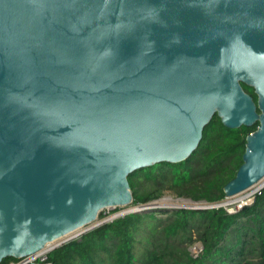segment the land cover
Segmentation results:
<instances>
[{
  "label": "water",
  "instance_id": "95a60500",
  "mask_svg": "<svg viewBox=\"0 0 264 264\" xmlns=\"http://www.w3.org/2000/svg\"><path fill=\"white\" fill-rule=\"evenodd\" d=\"M215 114L259 126L230 198L264 178V0H0V263L130 205Z\"/></svg>",
  "mask_w": 264,
  "mask_h": 264
},
{
  "label": "trees",
  "instance_id": "16d2710c",
  "mask_svg": "<svg viewBox=\"0 0 264 264\" xmlns=\"http://www.w3.org/2000/svg\"><path fill=\"white\" fill-rule=\"evenodd\" d=\"M241 87L256 104L253 88L242 83ZM257 127L255 123L228 129L215 114L186 160L155 164L128 176L130 207L149 205L166 196L196 203L222 202L224 186L243 164L246 138ZM196 243L202 252L194 258L190 248ZM46 256L47 264H264V188L251 206L235 215L221 208L127 214ZM16 261L5 258L0 264Z\"/></svg>",
  "mask_w": 264,
  "mask_h": 264
},
{
  "label": "built area",
  "instance_id": "2783aa9c",
  "mask_svg": "<svg viewBox=\"0 0 264 264\" xmlns=\"http://www.w3.org/2000/svg\"><path fill=\"white\" fill-rule=\"evenodd\" d=\"M264 188V184L260 185L257 184L253 186L252 188L248 189L247 191L236 195L234 197H226L225 200L222 202L216 203V204H206L203 202L196 203L190 200H184V199H174L176 202H173L174 204H171V206H155L153 203H159L158 201L153 202L149 205L140 206L135 209H144L147 207H155L158 208L157 210H170V211H177V210H207V209H223L228 215H235L238 212L241 211L242 208L251 206L255 200V197L257 194L260 193V191ZM164 199V198H163ZM160 201V200H159ZM108 221H111L108 219ZM200 245V244H198ZM48 252V249L45 253L39 254L34 257V260L32 261V257H27L23 259H16V262H10L9 264H31L36 260H40L45 263L46 260V254ZM192 253V256L196 258L201 254L202 252V246H200L199 250L197 252L190 251Z\"/></svg>",
  "mask_w": 264,
  "mask_h": 264
},
{
  "label": "rangeland",
  "instance_id": "374dc122",
  "mask_svg": "<svg viewBox=\"0 0 264 264\" xmlns=\"http://www.w3.org/2000/svg\"><path fill=\"white\" fill-rule=\"evenodd\" d=\"M159 203H153L155 206H171V204H174L173 202H176V200L170 198L169 196H166L164 199H161L160 201H158ZM119 209H116V208H111V209H105L103 211H101L100 213L102 214V218L99 219L97 218V220L93 223V226H99L101 223L103 222H109L108 219H110L111 221L118 218V217H122V216H125L127 214H139V213H148V212H139V213H135V212H132L134 211L135 208L133 207H130V205H127V206H124V207H117ZM137 208V207H136ZM167 210V209H166ZM132 212V213H131ZM92 226V227H93ZM91 227V228H92ZM100 227V226H99ZM96 228V227H95ZM90 229V228H89ZM94 229V228H93ZM93 229L89 230V231H92ZM88 230V227H86L85 229H81L80 231H78L77 233L73 234L72 237H69V238H66L65 242H63V244L71 241V240H79L80 237L89 232V231H86ZM85 231V232H84ZM84 232V233H82ZM78 235V236H77ZM76 236V237H75ZM72 238V239H71ZM61 244V245H63ZM60 245V246H61ZM58 246V247H60ZM52 246L48 247L47 249L51 248ZM57 248V247H56ZM200 248V245H198V243L194 244L191 248H190V251H194V252H197ZM47 253H50V251H48Z\"/></svg>",
  "mask_w": 264,
  "mask_h": 264
},
{
  "label": "bare ground",
  "instance_id": "6f19581e",
  "mask_svg": "<svg viewBox=\"0 0 264 264\" xmlns=\"http://www.w3.org/2000/svg\"><path fill=\"white\" fill-rule=\"evenodd\" d=\"M258 184L263 185V184H264V178H263ZM111 208H114V207H106V208H102L101 210L99 209V211H98V213H97V215H96V217H95L94 220L90 221L88 224H85V225L79 227L78 229H75V231L73 230V231H71V232H69V233H67V234H65V235H63V236H61L60 238H58V239H56V240H53V241H51V242H48L47 244L44 245L43 249H42L40 252L34 254L33 257H35V256H37V255H39V254H41L42 252H44L45 250H47L48 247H50V246H55V245H57V244L63 242V240H65L66 238L72 237L73 234L77 233V232L80 231L81 229H85L86 227H88V229L91 228V227L93 226V223L97 220V218H98V214H99L101 211L105 210V209H111Z\"/></svg>",
  "mask_w": 264,
  "mask_h": 264
}]
</instances>
